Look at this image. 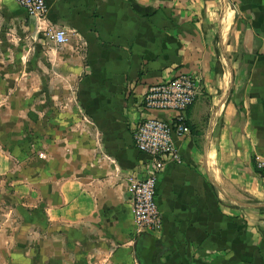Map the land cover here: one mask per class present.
I'll list each match as a JSON object with an SVG mask.
<instances>
[{
  "label": "crops",
  "instance_id": "crops-1",
  "mask_svg": "<svg viewBox=\"0 0 264 264\" xmlns=\"http://www.w3.org/2000/svg\"><path fill=\"white\" fill-rule=\"evenodd\" d=\"M47 5L43 25L68 42L36 29L33 48H6L19 63L0 74V140L18 136L0 142V187L12 181L23 204L15 228L27 249H52L57 264H264V0ZM20 23L36 28L16 0H0V29ZM181 74L200 91L191 132L174 135L182 162L159 176L161 230L137 234L130 189L150 157L133 131L175 114L144 110L142 98ZM32 147L37 175L19 178L16 153Z\"/></svg>",
  "mask_w": 264,
  "mask_h": 264
},
{
  "label": "built area",
  "instance_id": "built-area-1",
  "mask_svg": "<svg viewBox=\"0 0 264 264\" xmlns=\"http://www.w3.org/2000/svg\"><path fill=\"white\" fill-rule=\"evenodd\" d=\"M34 18L38 33L58 44L68 42L65 30L44 26L47 19V0H16ZM200 94L193 75L181 74L169 81L153 84L143 95L144 110L173 111L172 119L149 117L142 119L134 128L135 147L150 157L146 175L137 179L130 189V205L137 225V234L156 233L162 228V215L157 203V184L160 174L169 163H181L182 157L174 142V135L185 137L190 131L188 109ZM264 171V161L255 163Z\"/></svg>",
  "mask_w": 264,
  "mask_h": 264
},
{
  "label": "rangeland",
  "instance_id": "rangeland-1",
  "mask_svg": "<svg viewBox=\"0 0 264 264\" xmlns=\"http://www.w3.org/2000/svg\"><path fill=\"white\" fill-rule=\"evenodd\" d=\"M35 31L36 28H27V26L22 23L13 28L0 29V33L5 36V39L0 41V47L5 48V51L1 52L2 54L0 56V74L5 73L7 67L13 70L14 66L19 63L16 60L11 62V59H15V57L7 56L5 53L6 48H33L35 46V41L32 39V34ZM18 58L17 60L21 63L22 56ZM22 92V89L19 87L17 95H21ZM36 129L35 125L31 126V130L35 134V136L32 137V140H34L32 145L35 143V146L39 143ZM17 139L18 136L3 135L1 136L0 142L5 145L12 141L17 142ZM39 155L37 147H35L34 150L32 147L28 154H22L17 151L15 159L18 161V164L23 166V168L21 167L22 169H18L17 175L19 178L25 174H30V176L33 177L37 175V169L31 166V162H35L36 159L40 157ZM0 158H2V156H0ZM8 174L5 175L7 176ZM2 177L3 175L0 174V179H4ZM12 183V181L7 180L4 185L5 188L3 189L2 186L0 187V264H57L56 262L59 261V258L55 260L52 249H41L38 247L27 249L25 246V229L21 227L15 228V223L17 224L21 221V216L16 215L15 212L21 211V209L18 210V208L23 206V204L18 198H11V195L15 192ZM32 221L38 223L39 216H35Z\"/></svg>",
  "mask_w": 264,
  "mask_h": 264
},
{
  "label": "water",
  "instance_id": "water-1",
  "mask_svg": "<svg viewBox=\"0 0 264 264\" xmlns=\"http://www.w3.org/2000/svg\"><path fill=\"white\" fill-rule=\"evenodd\" d=\"M31 19H32V20H34V18H33V17H31Z\"/></svg>",
  "mask_w": 264,
  "mask_h": 264
}]
</instances>
